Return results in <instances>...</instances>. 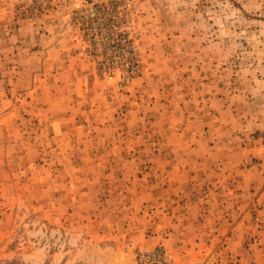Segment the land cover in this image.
Instances as JSON below:
<instances>
[{
  "label": "rangeland",
  "instance_id": "obj_1",
  "mask_svg": "<svg viewBox=\"0 0 264 264\" xmlns=\"http://www.w3.org/2000/svg\"><path fill=\"white\" fill-rule=\"evenodd\" d=\"M0 264H264V0H0Z\"/></svg>",
  "mask_w": 264,
  "mask_h": 264
}]
</instances>
